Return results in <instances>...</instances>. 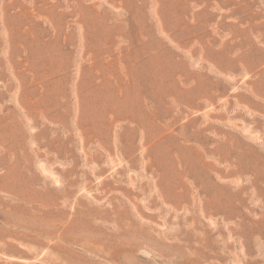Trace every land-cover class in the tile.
Returning a JSON list of instances; mask_svg holds the SVG:
<instances>
[{
	"label": "rangeland",
	"instance_id": "rangeland-1",
	"mask_svg": "<svg viewBox=\"0 0 264 264\" xmlns=\"http://www.w3.org/2000/svg\"><path fill=\"white\" fill-rule=\"evenodd\" d=\"M0 264H264V0H0Z\"/></svg>",
	"mask_w": 264,
	"mask_h": 264
}]
</instances>
